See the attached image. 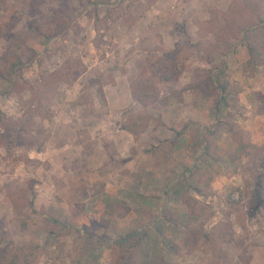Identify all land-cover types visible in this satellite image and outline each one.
Instances as JSON below:
<instances>
[{
  "label": "rangeland",
  "instance_id": "obj_1",
  "mask_svg": "<svg viewBox=\"0 0 264 264\" xmlns=\"http://www.w3.org/2000/svg\"><path fill=\"white\" fill-rule=\"evenodd\" d=\"M94 1L0 0V264H118L128 255L109 246L134 232L137 264H264V0ZM17 56L30 64L8 83ZM217 74L215 108L199 88ZM168 107L189 118L174 134L199 139L196 166L127 234L114 220L127 203L87 207L127 186L129 155L165 143ZM84 226L103 242L91 256Z\"/></svg>",
  "mask_w": 264,
  "mask_h": 264
},
{
  "label": "crops",
  "instance_id": "obj_2",
  "mask_svg": "<svg viewBox=\"0 0 264 264\" xmlns=\"http://www.w3.org/2000/svg\"><path fill=\"white\" fill-rule=\"evenodd\" d=\"M110 98L111 97L107 95L109 103L111 102ZM184 115L183 111L178 107L166 108L162 114L163 123L166 125V128H168L167 132H163L166 136L164 140L165 143H162L153 153L151 151L143 157L129 155L126 166L120 164L119 166H121V169L116 173L117 180L119 179L118 175H120V173H122L121 175L125 178H129L127 186H125V182L119 186V181L115 182L116 184H107L104 193L95 195V197L99 196V206L97 207V205L92 204L87 208H99V216L102 217L104 216L107 204H111V202L127 203L126 205L131 209L129 216L125 219H119L117 217L114 219L117 226L120 227L126 225V221H128L127 234L130 232L129 230L131 227L137 226L136 221L133 219L137 217L142 219V213L155 215L160 214L163 209H170L172 202L176 198L178 199V195L183 193V188H173L172 191L174 196L172 200L169 198L170 195L166 194L167 190H169V184L170 188H172L174 186H171L173 183L176 184L179 182L185 174L190 173V169L196 166V162L193 157L189 156V152H191V147L199 140L197 136L192 134V130L185 135H181V137H179L177 133L176 135L174 134L175 131L173 128L175 125L182 124L183 120L188 121L189 118L185 119L187 115ZM207 116L208 120L212 118L210 113H208ZM190 119H194V116H191ZM167 133L171 134L167 135ZM160 134H162V131H160ZM129 137L131 136L129 135ZM128 140H130V138H128ZM130 144L131 146H129ZM137 144L138 142H136L135 139L129 142V152L130 149L132 150V148L137 147ZM117 157H119V154ZM125 170L127 173H124ZM164 190L165 193L163 192ZM105 194L106 198H104ZM114 195H117V199L108 201L109 197L114 199ZM190 195L192 196V194ZM124 221L125 223L122 224ZM142 221L144 222L143 219ZM97 255L99 259V254Z\"/></svg>",
  "mask_w": 264,
  "mask_h": 264
},
{
  "label": "trees",
  "instance_id": "obj_3",
  "mask_svg": "<svg viewBox=\"0 0 264 264\" xmlns=\"http://www.w3.org/2000/svg\"><path fill=\"white\" fill-rule=\"evenodd\" d=\"M112 0H96L92 3L94 4H106L111 2ZM261 24H255L253 25V27H251L250 29H246L247 31V37L249 38V40L251 41L250 38V33L251 32H256L258 29H260ZM264 29V28H263ZM261 35H264V31L262 32ZM249 53L251 56L254 57L256 51H258V48L256 46L254 47H248ZM35 55L37 54L36 52H34ZM32 61H34V57L32 58ZM30 64V61L26 63V61L24 60V58L17 56L16 60H14L12 63H10L7 68L5 69V71L2 74V78L7 81L8 83H10L11 81L14 80V78L16 76H18L19 73H21L22 69L26 66ZM225 65H222V68L220 69L219 72L222 73V75H226L225 73ZM223 69V71H222ZM172 79V78H169ZM168 81V80H165ZM207 83V84H206ZM205 86H200V90H202L201 92H203V94L207 97V99L209 101H213V105L216 108L218 106V104H220V100H223L225 103L227 101V97H226V86L223 85L220 82V74H217L216 77H213V75H209L208 79L206 80ZM133 91V97L135 100L140 101L141 103L145 104L148 106V104L146 103L145 100H143L140 95L136 92V90H132ZM216 93L218 94V98H216ZM215 97L216 99L213 100L212 98ZM6 117L5 114L2 112L1 110V106H0V122L5 121ZM134 133V132H133ZM241 146H245V145H241ZM208 151H207V156H212V153L210 151V147H207ZM32 207H33V212L34 213H38L37 210L34 208V203H32ZM78 234H83V236L85 237V245L87 247V249H89L87 251V255L91 256L93 255L96 251H98L100 249L101 244H103V242L101 241V239L99 240H95V234H94V228L93 226H84L81 229H74ZM147 233L146 232H134V233H130L122 238H118L116 240H113L111 245L109 247L111 248H115L117 250H121L123 255L127 253L128 257H126V259L122 262L121 260L118 261V264H137L135 262V253L134 251L136 249L139 248L141 242L146 238ZM178 248L177 247H173V250L176 251ZM1 254V251H0ZM133 262V263H132Z\"/></svg>",
  "mask_w": 264,
  "mask_h": 264
}]
</instances>
